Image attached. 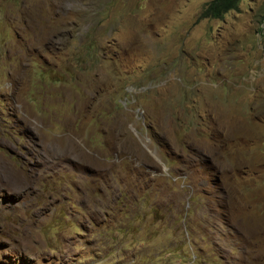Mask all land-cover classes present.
<instances>
[{"label":"rangeland","instance_id":"374dc122","mask_svg":"<svg viewBox=\"0 0 264 264\" xmlns=\"http://www.w3.org/2000/svg\"><path fill=\"white\" fill-rule=\"evenodd\" d=\"M0 0V264H264V0Z\"/></svg>","mask_w":264,"mask_h":264},{"label":"trees","instance_id":"16d2710c","mask_svg":"<svg viewBox=\"0 0 264 264\" xmlns=\"http://www.w3.org/2000/svg\"><path fill=\"white\" fill-rule=\"evenodd\" d=\"M240 1L241 0H209L201 9L198 17L200 19H220L223 14L234 10Z\"/></svg>","mask_w":264,"mask_h":264},{"label":"clouds","instance_id":"9594fccd","mask_svg":"<svg viewBox=\"0 0 264 264\" xmlns=\"http://www.w3.org/2000/svg\"><path fill=\"white\" fill-rule=\"evenodd\" d=\"M242 1V0H241ZM264 16V15H263Z\"/></svg>","mask_w":264,"mask_h":264}]
</instances>
